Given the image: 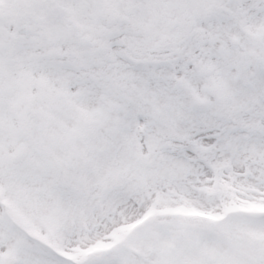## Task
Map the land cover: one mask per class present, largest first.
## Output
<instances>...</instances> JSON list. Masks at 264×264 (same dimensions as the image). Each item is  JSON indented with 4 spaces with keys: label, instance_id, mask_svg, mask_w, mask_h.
I'll return each instance as SVG.
<instances>
[{
    "label": "snow or ice",
    "instance_id": "6c2138e0",
    "mask_svg": "<svg viewBox=\"0 0 264 264\" xmlns=\"http://www.w3.org/2000/svg\"><path fill=\"white\" fill-rule=\"evenodd\" d=\"M0 264H264V0H0Z\"/></svg>",
    "mask_w": 264,
    "mask_h": 264
}]
</instances>
